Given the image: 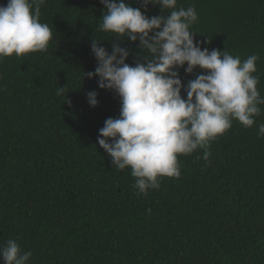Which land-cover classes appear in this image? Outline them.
I'll return each instance as SVG.
<instances>
[{
	"label": "trees",
	"instance_id": "trees-1",
	"mask_svg": "<svg viewBox=\"0 0 264 264\" xmlns=\"http://www.w3.org/2000/svg\"><path fill=\"white\" fill-rule=\"evenodd\" d=\"M193 5L202 49L259 57L264 97V0H177V9ZM104 11L100 0H45L47 51L0 59V246L15 239L32 253L28 264H264V105L251 128L233 120L210 143L208 162L204 149L180 155L178 178L137 194L131 169H115L97 140L120 99L83 73L97 66L93 40L129 49L132 66L146 53L96 31ZM145 14L162 13L148 5ZM177 71L185 86L201 74Z\"/></svg>",
	"mask_w": 264,
	"mask_h": 264
},
{
	"label": "clouds",
	"instance_id": "clouds-1",
	"mask_svg": "<svg viewBox=\"0 0 264 264\" xmlns=\"http://www.w3.org/2000/svg\"><path fill=\"white\" fill-rule=\"evenodd\" d=\"M45 0H7L0 5V59L47 51L52 29L40 22ZM104 13L96 31L139 41L144 62L126 63L130 50L112 42L109 52L93 40L91 52L97 66L98 87L113 91L120 99V115L108 118L99 130L98 144L117 170L131 169L137 194L159 189L161 178L180 176V155L204 149L209 161L210 143L232 127L233 120L251 128L264 105L257 88L256 62L226 50L201 48L192 26L198 20L195 6L177 9V0H142L134 8L124 0H100ZM148 5H158L161 15H146ZM164 10H171L164 15ZM187 65V67H184ZM201 74L182 83L177 69ZM182 90L186 98L182 96ZM63 87L57 94L62 93ZM95 91L87 93L91 107L98 104ZM264 136V124L258 127ZM111 141V142H109ZM150 212L151 209H148ZM32 253L22 251L15 239L0 246L3 264H28Z\"/></svg>",
	"mask_w": 264,
	"mask_h": 264
}]
</instances>
